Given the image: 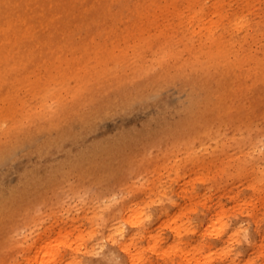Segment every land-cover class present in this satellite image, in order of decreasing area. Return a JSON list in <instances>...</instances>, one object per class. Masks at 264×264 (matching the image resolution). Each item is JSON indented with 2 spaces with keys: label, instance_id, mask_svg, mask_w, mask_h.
<instances>
[{
  "label": "rangeland",
  "instance_id": "obj_1",
  "mask_svg": "<svg viewBox=\"0 0 264 264\" xmlns=\"http://www.w3.org/2000/svg\"><path fill=\"white\" fill-rule=\"evenodd\" d=\"M195 1H201L206 11L214 0ZM135 2L104 3L121 12ZM157 3L140 17L145 29L140 51L147 61L172 44L180 60L210 54L209 43L200 48L198 42L188 44L165 29L171 25L200 31L199 22L188 21L197 4L177 0L174 10L160 15L171 2ZM212 18L215 34L224 27L233 33L234 43H244L233 48L230 60L258 58L246 63L245 77L217 75L218 65L210 66L202 77L201 63L187 64L179 73L169 65L145 86L146 97L135 99L132 106H114L106 113L98 108L93 115L86 90L84 100L44 125L41 139L22 135L13 141L18 149L0 137L2 144L11 143L0 150V205H6L4 213L0 209V263L15 251L22 256L18 247L38 237H58L53 252L62 264H129L131 254L136 264H264V74L250 75L255 67L262 71L264 66V0H223L221 12ZM130 41L137 43L133 37ZM164 56L170 63L175 57ZM154 65L153 70H159L158 61ZM28 79L18 93L30 99L32 109L39 100L34 104V83L45 79L34 82L33 75ZM102 91L100 99L113 90ZM56 100L48 102L57 108ZM87 115L83 124L76 121ZM12 120L0 121V136ZM64 131L68 136L60 144ZM48 142L53 147L46 146ZM28 161L36 175L22 184L17 180L22 179L20 173H30ZM9 163L11 174L5 172ZM18 192L23 193L21 198ZM130 208L140 211L138 225L130 223ZM213 220L218 223L211 226ZM174 227L181 230L178 251L164 258L163 251L175 238ZM153 242L156 250L150 246ZM126 246L128 252L123 251Z\"/></svg>",
  "mask_w": 264,
  "mask_h": 264
},
{
  "label": "bare ground",
  "instance_id": "obj_2",
  "mask_svg": "<svg viewBox=\"0 0 264 264\" xmlns=\"http://www.w3.org/2000/svg\"><path fill=\"white\" fill-rule=\"evenodd\" d=\"M105 1L0 0V121L4 122L6 118L13 117L12 125L8 130L2 131L0 137H7L6 140H10L9 142L12 144L13 141L20 140L22 135L31 136L33 134L35 137L39 136L40 138L43 136L41 131L44 125L50 123L54 116L74 108L84 100L86 90H89L87 96L90 98L89 101H92L91 111L93 115H96L101 108L106 113L114 106L120 108L125 104L131 105L135 99L141 100L146 97L142 92L145 86L169 65L177 68V73H179L180 69L183 68L184 70L187 64L194 67L196 64L201 63L202 67L198 71L200 76L204 75L210 66L218 65V68H221L217 75H228L233 79H238L243 75L244 77L248 75L249 69L245 68L246 63L258 61V58L253 57L238 59L237 63L230 60L229 55L235 50L233 48L237 47L238 44L242 46L244 43H234L233 33L227 31L224 27L221 28L220 33H214L212 16L221 12L223 0H214L206 11L203 10L204 5L201 1L200 3L195 0H187L189 6L192 3L198 5V9H192V15L188 17L189 22H199L201 30L198 32L195 31L194 27L186 32L185 29H174L175 27L171 25L165 26L166 31L176 32V36H180L179 39L188 44H193L196 41L201 48L209 43L208 50H210V54L204 52L206 57L194 54L190 62L187 59L180 60L177 58L176 48L173 44L168 51L162 49L154 53L152 55L154 57L148 59V61L142 55L140 49L143 44L140 45V41L144 38L143 32L145 29L143 24L140 23V17L146 16L145 14L152 4H154V8L158 7V0L157 2L156 0H137L134 4H127L121 12L113 9L109 10V4L104 3ZM168 1L171 3L161 8L160 15H165L170 10H174L173 5L177 0ZM125 16L126 20H123ZM238 24L236 23V25ZM118 31L121 33H118ZM105 32L109 33L108 36L105 35ZM131 37L137 43L130 41ZM242 38L246 41L247 34ZM120 40L124 44H120ZM145 43L148 44L149 48L153 46L150 39H147ZM201 53L203 52L201 51ZM164 55L175 57L171 59L170 63L168 59L164 58ZM154 61H158L159 70H153ZM126 66L129 67L128 72ZM254 69L250 74L253 77H256L257 74L259 76L264 74V66L262 71L257 67ZM31 75H33L34 82H38L41 77L45 79V81H40L38 84L34 83L35 88L32 92L34 104L39 100L38 106L32 109L29 106L30 99L28 102V98L18 93L20 88L29 84L28 78ZM217 75L215 72L214 77L216 78ZM71 80H76L77 84H69L72 82ZM41 82L42 85L40 86ZM54 86L57 87V91L54 90L55 92L50 90ZM102 88H111L113 91L106 92L105 97L100 99L102 96L99 97L98 93L103 92ZM114 93L115 96L110 97ZM53 97L57 99V108H54L48 102ZM98 108L100 109L97 110ZM84 116H79L76 121L81 124L85 120L88 121L87 118L90 116ZM102 118L104 117L93 118L90 123L93 125ZM1 130L3 129L1 128ZM65 133L66 131L58 137L60 144L68 136H65ZM2 142L0 141V150H3V148L8 149V144L11 143L2 144ZM53 144L48 142L46 146L53 147ZM13 145L17 147L16 142ZM57 145L60 148L58 143ZM148 153H150V150ZM8 160L7 162H9ZM29 162L26 168L30 169V173L26 175L20 173L22 179L17 180L19 183L26 184L27 181L33 180L36 175L35 168H31ZM12 171L13 169L9 163L5 172L11 174ZM17 172V170L14 172V176ZM26 172L25 170L24 173ZM20 190H24V188H20ZM22 195L23 193L18 192V197L21 198ZM0 209L4 213L6 205L1 204ZM181 210L177 213H181ZM122 213H127V211L124 210ZM129 213L130 223L138 225L140 223V211L130 208ZM131 215L135 218L132 219ZM176 218L174 217V219ZM217 223V220H213L211 226ZM173 232L174 241L163 251L164 258L168 257L170 253L178 251V239L181 236V230L179 227H174ZM59 242L58 237L48 239L38 237L28 246L18 247L20 250L23 249L22 256L18 257L15 251L12 257L10 255V260L2 261L0 264H62V258L55 257L53 252L54 245H58ZM150 246L153 250H156L157 242L151 243ZM129 250V246L123 249L125 252ZM189 254L193 257L195 252ZM18 258H21V260ZM134 261H136L134 254L129 255V264H136ZM197 264L202 263L198 261Z\"/></svg>",
  "mask_w": 264,
  "mask_h": 264
}]
</instances>
